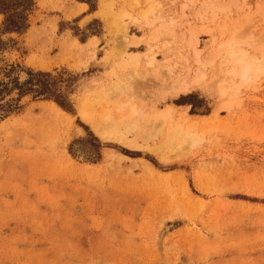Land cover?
Wrapping results in <instances>:
<instances>
[{
	"label": "rangeland",
	"instance_id": "374dc122",
	"mask_svg": "<svg viewBox=\"0 0 264 264\" xmlns=\"http://www.w3.org/2000/svg\"><path fill=\"white\" fill-rule=\"evenodd\" d=\"M34 3L23 33L0 14V264H264V0Z\"/></svg>",
	"mask_w": 264,
	"mask_h": 264
},
{
	"label": "trees",
	"instance_id": "16d2710c",
	"mask_svg": "<svg viewBox=\"0 0 264 264\" xmlns=\"http://www.w3.org/2000/svg\"><path fill=\"white\" fill-rule=\"evenodd\" d=\"M89 6V11L96 9V0H78ZM34 0H0V14L3 15V32L23 33L28 28V15L32 11ZM24 89L18 90L19 95L33 93L44 99L53 100L59 107L70 111V104L64 94L56 85V79L46 72L30 73V78L22 85ZM22 86H18L20 89ZM187 96V98H189ZM188 104H192L187 102ZM194 108V106L192 107Z\"/></svg>",
	"mask_w": 264,
	"mask_h": 264
},
{
	"label": "bare ground",
	"instance_id": "6f19581e",
	"mask_svg": "<svg viewBox=\"0 0 264 264\" xmlns=\"http://www.w3.org/2000/svg\"><path fill=\"white\" fill-rule=\"evenodd\" d=\"M102 4V3H101ZM101 12V11H99ZM121 40L122 43H133L132 41V36L126 34V27H124L121 30ZM230 43L231 41H228L226 43V47L225 49L230 47ZM135 45V44H134ZM220 47H224L223 44H220ZM229 50V49H228ZM231 50V49H230ZM230 57L234 58V63L240 65V70H239V78L240 81H245L247 79H249V73L252 71H257V65H256V60L252 59V58H246L245 53L237 50V49H233L230 51L229 53ZM202 76V72L201 71H196L190 82L192 84H195L199 81V79ZM120 83L116 82L114 85V89H117L119 87ZM124 104V103H123ZM121 106H118V109H120ZM109 109V108H108ZM135 111L133 109V107L131 108V110L129 111V113L127 115H123L121 117H112L110 115V112H105L102 116H100V118L96 121L95 123L92 122V120L89 118L88 120L90 121V123H93V129L95 131V133L100 136V137H106L110 140H114V139H120V137L122 136V132L120 127L123 125V123H126L127 120L131 119L134 115ZM131 123V122H129ZM126 130H129L130 128L125 126L124 127ZM171 137H174L173 134L170 135ZM182 139L184 140V136H181ZM186 141L189 144H193L196 142V137L192 134H189L188 137H186ZM128 145L136 148L138 147L134 142L132 141H128Z\"/></svg>",
	"mask_w": 264,
	"mask_h": 264
},
{
	"label": "crops",
	"instance_id": "0c3cea01",
	"mask_svg": "<svg viewBox=\"0 0 264 264\" xmlns=\"http://www.w3.org/2000/svg\"><path fill=\"white\" fill-rule=\"evenodd\" d=\"M84 4L77 2L76 0H67V18H74L79 14H82L87 9V6L84 7ZM92 14L85 15V17H91ZM91 39V38H90Z\"/></svg>",
	"mask_w": 264,
	"mask_h": 264
}]
</instances>
